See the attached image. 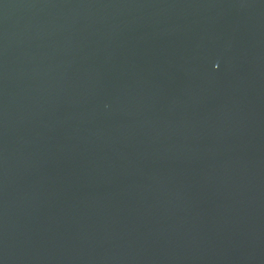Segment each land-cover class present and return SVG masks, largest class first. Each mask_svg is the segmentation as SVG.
<instances>
[{"label": "water", "instance_id": "water-1", "mask_svg": "<svg viewBox=\"0 0 264 264\" xmlns=\"http://www.w3.org/2000/svg\"><path fill=\"white\" fill-rule=\"evenodd\" d=\"M0 264H264V0H0Z\"/></svg>", "mask_w": 264, "mask_h": 264}]
</instances>
